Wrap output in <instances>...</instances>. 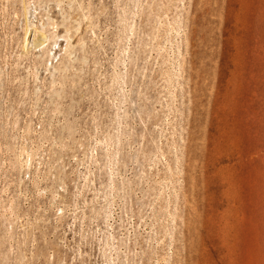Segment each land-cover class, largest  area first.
<instances>
[{"label": "rangeland", "instance_id": "obj_1", "mask_svg": "<svg viewBox=\"0 0 264 264\" xmlns=\"http://www.w3.org/2000/svg\"><path fill=\"white\" fill-rule=\"evenodd\" d=\"M0 264H264V0H0Z\"/></svg>", "mask_w": 264, "mask_h": 264}]
</instances>
